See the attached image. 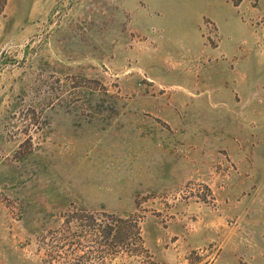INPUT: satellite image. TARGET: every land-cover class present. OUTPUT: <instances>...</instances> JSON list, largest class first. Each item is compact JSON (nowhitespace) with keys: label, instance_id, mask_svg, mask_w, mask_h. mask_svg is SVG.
Returning a JSON list of instances; mask_svg holds the SVG:
<instances>
[{"label":"rangeland","instance_id":"1","mask_svg":"<svg viewBox=\"0 0 264 264\" xmlns=\"http://www.w3.org/2000/svg\"><path fill=\"white\" fill-rule=\"evenodd\" d=\"M0 264H264V0H0Z\"/></svg>","mask_w":264,"mask_h":264}]
</instances>
